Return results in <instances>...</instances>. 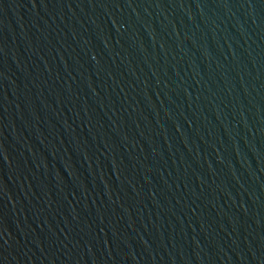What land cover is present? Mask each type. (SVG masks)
<instances>
[{
  "label": "water",
  "instance_id": "1",
  "mask_svg": "<svg viewBox=\"0 0 264 264\" xmlns=\"http://www.w3.org/2000/svg\"><path fill=\"white\" fill-rule=\"evenodd\" d=\"M0 264H264V0H0Z\"/></svg>",
  "mask_w": 264,
  "mask_h": 264
}]
</instances>
